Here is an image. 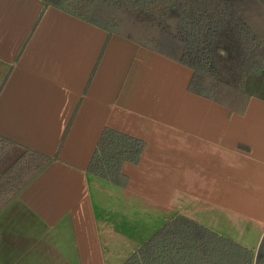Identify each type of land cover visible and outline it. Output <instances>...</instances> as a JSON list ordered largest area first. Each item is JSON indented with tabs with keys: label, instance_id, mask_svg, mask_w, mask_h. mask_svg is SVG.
Returning <instances> with one entry per match:
<instances>
[{
	"label": "crops",
	"instance_id": "0c3cea01",
	"mask_svg": "<svg viewBox=\"0 0 264 264\" xmlns=\"http://www.w3.org/2000/svg\"><path fill=\"white\" fill-rule=\"evenodd\" d=\"M192 75L43 0H0V136L54 158L0 213V263L111 264L103 244L137 214L129 199L115 215L107 194L148 196L218 232L229 220L237 242L260 243L264 101L231 112L192 93ZM105 128L146 143L122 167L126 186L87 171Z\"/></svg>",
	"mask_w": 264,
	"mask_h": 264
},
{
	"label": "trees",
	"instance_id": "16d2710c",
	"mask_svg": "<svg viewBox=\"0 0 264 264\" xmlns=\"http://www.w3.org/2000/svg\"><path fill=\"white\" fill-rule=\"evenodd\" d=\"M43 2L189 67V90L231 112L244 113L253 97L264 101V0ZM96 148L89 174L126 186L122 167L137 164L146 143L105 128ZM53 160L0 136V213ZM122 264H264V234L249 248L177 214Z\"/></svg>",
	"mask_w": 264,
	"mask_h": 264
},
{
	"label": "rangeland",
	"instance_id": "374dc122",
	"mask_svg": "<svg viewBox=\"0 0 264 264\" xmlns=\"http://www.w3.org/2000/svg\"><path fill=\"white\" fill-rule=\"evenodd\" d=\"M104 191H107V189ZM125 196H127V194ZM107 197L108 198H106V201H108L109 199L110 210H114L113 213L115 215H118L119 217L124 216L123 214H118V212L115 210H117L116 208H118V210L122 208L121 205L124 202H128L129 199H132L130 200V202H133V204L135 205V211L137 214V220H134V218L136 217L135 216L133 219H129L127 223L126 219L125 223L122 222L121 226L119 227V230L123 232V235H120V231L118 230V228H115V226L112 225V235L109 236L112 237V243L110 245L111 249L117 250V252L113 253L111 250H109L110 245H108V242L103 244L104 246L107 245L104 253L106 257L105 261L111 264H122L133 252H135L139 247H141V245L147 239H149V237H151L158 229H160L168 220L175 217V215L171 216L172 213L169 214L167 211H163V209L156 210L149 201L150 197L144 196L142 194L140 196H137L134 193H130V196L121 197L122 199L119 195L116 194H111L110 196L107 194ZM134 212L132 213V216L134 215ZM125 217H130V214L125 215ZM162 218L168 220H164ZM219 229H221L220 232L216 230L214 231L237 241L238 233L241 234L243 228H232V226L230 227V221L227 220L224 222V224H222ZM254 236L255 235L253 233L251 237H248L249 241L251 242H242V244H245L249 248H256L259 245V242L254 240L257 239V237L255 238Z\"/></svg>",
	"mask_w": 264,
	"mask_h": 264
}]
</instances>
